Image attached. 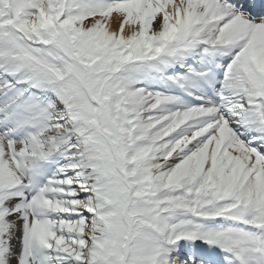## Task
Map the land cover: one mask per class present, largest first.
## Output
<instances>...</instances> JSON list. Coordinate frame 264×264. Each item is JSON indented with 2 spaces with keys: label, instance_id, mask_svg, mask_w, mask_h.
<instances>
[{
  "label": "snow or ice",
  "instance_id": "6c2138e0",
  "mask_svg": "<svg viewBox=\"0 0 264 264\" xmlns=\"http://www.w3.org/2000/svg\"><path fill=\"white\" fill-rule=\"evenodd\" d=\"M0 264H264V0H0Z\"/></svg>",
  "mask_w": 264,
  "mask_h": 264
},
{
  "label": "bare ground",
  "instance_id": "6f19581e",
  "mask_svg": "<svg viewBox=\"0 0 264 264\" xmlns=\"http://www.w3.org/2000/svg\"><path fill=\"white\" fill-rule=\"evenodd\" d=\"M113 27H115V25H113Z\"/></svg>",
  "mask_w": 264,
  "mask_h": 264
}]
</instances>
